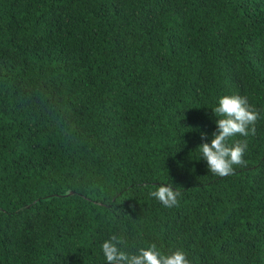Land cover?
<instances>
[{"label":"trees","instance_id":"16d2710c","mask_svg":"<svg viewBox=\"0 0 264 264\" xmlns=\"http://www.w3.org/2000/svg\"><path fill=\"white\" fill-rule=\"evenodd\" d=\"M227 95L259 119L218 177L197 147ZM113 234L264 264V0H0V264H107Z\"/></svg>","mask_w":264,"mask_h":264},{"label":"clouds","instance_id":"9594fccd","mask_svg":"<svg viewBox=\"0 0 264 264\" xmlns=\"http://www.w3.org/2000/svg\"><path fill=\"white\" fill-rule=\"evenodd\" d=\"M212 112L220 118L215 121L217 127L211 142L202 143L197 147L200 151L199 159L207 162L209 172L224 177L233 174L235 167L246 165L243 157L248 147L247 141L230 144L229 140L237 135H255L259 113L249 104L246 97L240 95L221 97ZM149 195L165 208H173L179 206L181 192L161 184L150 191ZM123 243V238L115 234L102 243L101 249L107 264H191L187 254L180 249L164 254L153 243L130 254L121 249L120 245Z\"/></svg>","mask_w":264,"mask_h":264}]
</instances>
